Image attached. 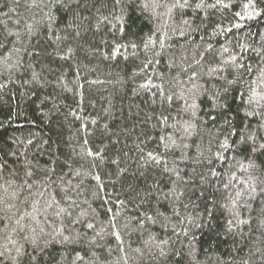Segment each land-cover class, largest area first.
I'll list each match as a JSON object with an SVG mask.
<instances>
[{"label": "trees", "instance_id": "16d2710c", "mask_svg": "<svg viewBox=\"0 0 264 264\" xmlns=\"http://www.w3.org/2000/svg\"><path fill=\"white\" fill-rule=\"evenodd\" d=\"M0 264H264V0H0Z\"/></svg>", "mask_w": 264, "mask_h": 264}]
</instances>
